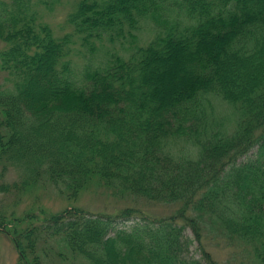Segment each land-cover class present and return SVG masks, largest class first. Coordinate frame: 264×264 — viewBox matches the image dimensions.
Here are the masks:
<instances>
[{
	"label": "trees",
	"instance_id": "1",
	"mask_svg": "<svg viewBox=\"0 0 264 264\" xmlns=\"http://www.w3.org/2000/svg\"><path fill=\"white\" fill-rule=\"evenodd\" d=\"M32 2L0 0V69L12 78L0 87V177L7 165L22 173L0 190L43 181L72 199L98 184L175 209L0 212L17 264H47L49 237L78 264H217L204 228L264 264V0H78L60 36ZM147 24L154 34L138 44ZM96 40L130 45L95 62Z\"/></svg>",
	"mask_w": 264,
	"mask_h": 264
},
{
	"label": "rangeland",
	"instance_id": "2",
	"mask_svg": "<svg viewBox=\"0 0 264 264\" xmlns=\"http://www.w3.org/2000/svg\"><path fill=\"white\" fill-rule=\"evenodd\" d=\"M33 7L38 12V18L40 21L47 23L53 30L56 36L63 35L66 32H70L71 28L65 23V17L67 13L74 9L78 0H32ZM35 3H37L35 5ZM150 25H144L140 28L136 34L138 36L137 43H146L154 34ZM130 43H124L122 47L118 42L111 43L107 40L95 41V52L91 54L92 59L95 62L98 61L99 56L104 55L106 49L114 50L117 52L126 54V49L129 48ZM5 45L0 41V49ZM75 48H79L78 43L75 44ZM86 52V51H85ZM88 54V52H87ZM73 64L75 63V69L84 63L85 58L81 53L73 52L71 55ZM74 64V65H75ZM12 86V78L8 72L0 69V87ZM215 110L217 114L227 116L231 111L224 103H215ZM3 168V163L0 162V173ZM22 173L20 169L14 165H7L4 169L0 181L5 183H13L20 181ZM109 189L103 186L90 185L81 190L77 197L66 198L65 194L58 192L57 188L48 182H39L36 186L24 190H10L8 192L0 190V212L12 215L14 217H20L26 212L41 213L48 215L50 213H56L63 210L68 206H79L91 213L107 212L115 213L117 210L126 207H138L144 212L149 213L151 216H165L170 215L175 209L173 206L162 202H147L138 197H120L113 196L109 193ZM175 206V205H174ZM187 234H191L190 229H187ZM47 250L48 254L45 256L44 261L47 264H78L84 262V260L69 252L66 245L62 242V239L56 237H49L42 240L41 243ZM202 245L204 249L209 251L213 259L217 261V264H254L249 248L239 241L228 242L224 237L219 235L216 231L207 229L202 230ZM202 247H199V243L195 241L190 247V255L194 257H202ZM57 251L64 253V256H58ZM204 263L205 260L203 259ZM0 264H17V252L11 241V239L0 230Z\"/></svg>",
	"mask_w": 264,
	"mask_h": 264
}]
</instances>
